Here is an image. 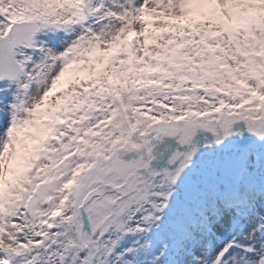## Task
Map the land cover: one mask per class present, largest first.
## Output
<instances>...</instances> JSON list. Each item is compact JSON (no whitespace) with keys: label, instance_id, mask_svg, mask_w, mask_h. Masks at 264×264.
<instances>
[{"label":"snow or ice","instance_id":"snow-or-ice-1","mask_svg":"<svg viewBox=\"0 0 264 264\" xmlns=\"http://www.w3.org/2000/svg\"><path fill=\"white\" fill-rule=\"evenodd\" d=\"M0 264H264V0H0Z\"/></svg>","mask_w":264,"mask_h":264}]
</instances>
